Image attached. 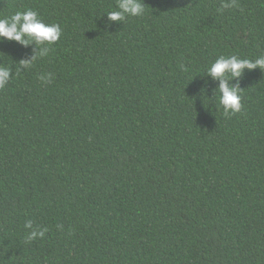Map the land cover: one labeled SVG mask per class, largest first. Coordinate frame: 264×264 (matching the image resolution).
Returning <instances> with one entry per match:
<instances>
[{
    "label": "trees",
    "instance_id": "16d2710c",
    "mask_svg": "<svg viewBox=\"0 0 264 264\" xmlns=\"http://www.w3.org/2000/svg\"><path fill=\"white\" fill-rule=\"evenodd\" d=\"M222 2L143 0L109 22L117 0H0L63 29L19 73L34 45L0 42V264H264V71L230 82L229 117L206 75L264 55V0Z\"/></svg>",
    "mask_w": 264,
    "mask_h": 264
},
{
    "label": "clouds",
    "instance_id": "9594fccd",
    "mask_svg": "<svg viewBox=\"0 0 264 264\" xmlns=\"http://www.w3.org/2000/svg\"><path fill=\"white\" fill-rule=\"evenodd\" d=\"M238 0H223L216 9L219 14H223L225 9L238 8ZM143 0H117L116 9L106 12L109 22H121L128 16L140 17L144 14ZM63 35L62 26L59 23H46L38 11L31 8L16 10L11 14L0 17V42L5 39L15 41L24 47H32V55L21 59L17 73L22 70L31 69L34 63L49 55L51 46L58 42ZM183 68V65H181ZM259 68L264 71V55L257 58H241L238 55H221L206 70V75L213 81H218L219 92L218 106L223 110V115L229 117L240 112L242 108V89L239 83L232 84L231 81L239 80L245 70H255ZM12 67L0 63V89H4L13 77ZM54 74L51 72L41 74L38 79L43 84L51 83ZM213 96V97H214ZM212 97V98H213ZM27 230L26 240L28 242L41 239L48 231L47 228L34 225L32 220H27L24 225Z\"/></svg>",
    "mask_w": 264,
    "mask_h": 264
}]
</instances>
